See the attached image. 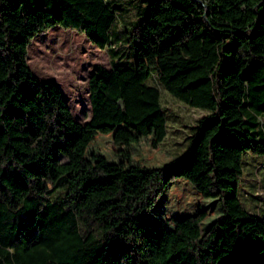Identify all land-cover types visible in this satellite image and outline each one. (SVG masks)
<instances>
[{
  "label": "trees",
  "instance_id": "trees-1",
  "mask_svg": "<svg viewBox=\"0 0 264 264\" xmlns=\"http://www.w3.org/2000/svg\"><path fill=\"white\" fill-rule=\"evenodd\" d=\"M122 8L117 0H0V264H264V214L239 192L245 155L264 154V0H146L130 20ZM54 24L113 55L111 67L99 62L89 75L85 122L59 83L28 61L33 36ZM153 73L158 83L148 81ZM160 85L209 108L185 150L51 196L67 187L94 134L124 122L142 133L154 126V145L165 137ZM179 177L221 203L199 240L149 217Z\"/></svg>",
  "mask_w": 264,
  "mask_h": 264
},
{
  "label": "rangeland",
  "instance_id": "rangeland-1",
  "mask_svg": "<svg viewBox=\"0 0 264 264\" xmlns=\"http://www.w3.org/2000/svg\"><path fill=\"white\" fill-rule=\"evenodd\" d=\"M121 3L124 18L130 20L139 16L146 0H117ZM121 28V16L115 20ZM28 61L30 67L42 78H51L59 83L64 97L74 116L85 122L91 116V102L88 78L97 63L112 66L113 55L108 47L101 48L85 33L73 27L54 24L45 32L36 33L30 41ZM122 55L132 58L130 45L116 41ZM117 55H119L117 53ZM116 55V56H117ZM149 82L158 83L153 73ZM161 100L167 108V134L154 145L155 127L148 133L137 131L122 122L108 132L94 134L83 157L69 173L67 187L54 186L51 196L59 195L66 188H75L86 178L114 169L162 165L179 155L187 147L195 123L209 111L203 106L190 105L160 85ZM234 96V90H228ZM243 94V90L241 96ZM264 154L245 155L244 174L240 184V195L244 205L251 211L264 214ZM52 186V183H50ZM221 212L218 197L203 196L189 179L179 177L165 189L163 195L149 212L155 226L169 230L194 240H199L211 222ZM219 233L215 231L208 239L214 246Z\"/></svg>",
  "mask_w": 264,
  "mask_h": 264
},
{
  "label": "crops",
  "instance_id": "crops-1",
  "mask_svg": "<svg viewBox=\"0 0 264 264\" xmlns=\"http://www.w3.org/2000/svg\"><path fill=\"white\" fill-rule=\"evenodd\" d=\"M250 156V154H248Z\"/></svg>",
  "mask_w": 264,
  "mask_h": 264
}]
</instances>
